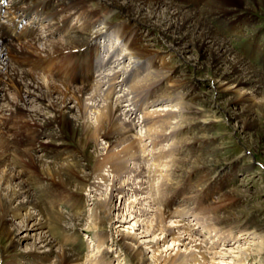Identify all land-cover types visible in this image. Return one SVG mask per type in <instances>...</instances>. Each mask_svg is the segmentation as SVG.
I'll return each mask as SVG.
<instances>
[{"label": "bare ground", "instance_id": "obj_1", "mask_svg": "<svg viewBox=\"0 0 264 264\" xmlns=\"http://www.w3.org/2000/svg\"><path fill=\"white\" fill-rule=\"evenodd\" d=\"M91 1L99 4L97 9H90L86 0H0V101L5 99V105L0 106V184L3 185L0 233L3 239L12 240L13 232L8 226L10 216L20 218L22 227L28 231L39 230L42 245L38 247L44 250L34 254L43 253V257L39 256L41 259L53 254L55 259L51 264H71L77 256L68 249L56 253L55 242L41 235L48 218L38 222L35 217L43 216L46 207L42 209L36 204L30 187L21 180L23 174L18 167L27 170V161L37 165L43 188L56 180L68 186L77 180L81 188L87 186L90 192L97 193L109 185L110 199L119 194L132 207H137L123 220L136 216L141 219L152 211L151 203H147L149 197L143 196L147 193L150 175L145 162L172 157L170 165H176L173 173L185 177L192 173L189 164L206 154L193 153L197 137H190L188 133L197 128L209 129L202 126L206 124L201 121V113L207 110L204 106L210 101L204 94L183 91L191 84V78L183 80L177 76L178 85H169L168 69L165 70L168 61L163 53L176 51L183 56L189 53L187 60L213 75L218 87L221 86L218 99L224 95L223 91L241 87L256 94L264 93V73L237 53L229 41L234 32L250 30L256 23L250 13H263L264 0ZM114 16L116 21L111 22ZM23 23L22 30H17L19 34L13 36L17 26ZM157 41L161 42L160 49L156 47ZM164 41L168 44L164 45ZM56 80L62 82L64 88L58 86ZM157 84L158 89L166 88L170 96L154 98L157 90H151V86ZM226 85L228 89L223 87ZM144 92L145 96L139 98ZM242 100L230 98L227 106L238 109ZM5 109L9 115L4 114ZM233 117L240 133L251 129L252 125L239 112ZM23 124L32 126L35 131L31 141L28 135V143H22L17 137ZM93 133H97L100 144L107 143L106 152L96 156L94 167L80 161V165L88 166L89 170L79 172L69 163L56 162L55 159L76 158L57 146L59 141L64 143L71 136L85 142L87 150L96 147L97 140L91 137ZM40 137L49 138L50 146L40 142ZM203 137L200 147L211 142L208 135ZM43 156L53 160L45 161ZM212 162L213 159H208L202 164L213 165ZM103 170L109 174H103ZM76 171L83 173V177L79 178ZM52 186L49 190H57ZM77 197H73L71 203H74L70 206L74 213L67 216L72 219V226L86 218L77 210L80 203ZM124 199L121 207L115 206L116 210L123 205L129 210ZM99 204L103 205V201ZM163 213L161 217H174V213ZM92 216L95 222L103 224L102 216L94 212ZM195 219L203 235L204 221L198 220V215ZM214 220L212 225H218L220 230L225 228L223 220ZM232 220L234 217L229 219ZM137 222L136 225H140L139 220ZM174 226L180 227L172 225L166 230V236L179 234ZM233 235L232 229L230 238ZM189 236L192 238L184 243L186 248L198 239ZM185 239L184 233L178 236V241ZM36 260V264H42Z\"/></svg>", "mask_w": 264, "mask_h": 264}, {"label": "rangeland", "instance_id": "obj_2", "mask_svg": "<svg viewBox=\"0 0 264 264\" xmlns=\"http://www.w3.org/2000/svg\"><path fill=\"white\" fill-rule=\"evenodd\" d=\"M91 2L86 0L89 8L97 9L96 6L99 4L95 5V2H92L93 5ZM250 14L257 24L250 26V30L243 29L241 33L237 30L238 32L229 36L231 38L229 41L237 53L243 55L248 62L258 68L257 70L264 73V12ZM100 15L104 17V13ZM115 18L114 16L110 21H116ZM23 27L24 23L19 24L13 36L19 34ZM141 34H144V31ZM157 43L156 47L160 49L161 42L157 41ZM167 44L164 41V45ZM163 55L168 61L165 70L168 69L167 79L170 86L178 85L177 76L183 80L185 77L191 78L193 83L187 84L183 91L196 92L191 93L193 95L204 94L206 100L210 101L209 105L204 106L207 110L201 113L203 114L201 121L206 124L202 126L209 129L197 128L188 133L190 137H197L194 140L196 146L193 153L195 155L202 154V151L206 153L202 160L190 163L192 173L185 177L173 173L176 165L172 163L170 165L169 159L172 157L164 158L159 162L153 159L149 163L145 162L147 173L150 175L146 183L148 194L144 193L143 196L149 197L147 203H151L152 211L141 219L136 216L128 217L125 221L123 219L137 207H132L129 201L119 194L117 196L115 194V197L110 199L112 190L109 185L104 186L101 192L93 193L87 186L81 188L82 185L77 180L70 186L56 180L52 185L58 191L52 192L49 190L52 185L42 187L40 168L27 161V170L18 167V171L23 174L22 182L33 192L36 204L42 209L46 207L43 216L35 217L38 218V222L48 218V225L41 231V235L55 242L56 253L71 250L77 256L71 264H264V93L256 94L247 87H241L233 91H223L224 95L218 99L221 95V86L218 87L215 79L212 78L213 75L199 70L194 63L187 60L189 53L183 56L176 51L175 53L165 51ZM56 84L64 88L59 80H56ZM151 87V90H157L158 95H154V98H166L171 94L166 93L164 87L158 89L159 84ZM223 87L228 89L229 86ZM8 91L13 92L10 87ZM1 94L4 97L6 91ZM144 96L145 92L139 98ZM230 98H241L243 103L241 102L238 109H231L227 106ZM2 105H5V99L0 101V106ZM3 112L9 115L6 109ZM235 112H239L244 120L252 125L245 134L239 132L240 129L233 117ZM23 125L19 128L17 137L22 143L23 141L28 143L35 131H32L34 130L32 126ZM155 134L159 133L155 132ZM204 135L211 137V142L206 147L202 144L200 147L199 143L204 139ZM91 137L97 140V144L96 147L87 150L84 149L85 142L72 139L71 136L64 143L59 141L57 146L63 147L67 155H74L76 158L55 159L56 162L69 163L77 171L87 172L88 166L96 165V156L106 152L104 146L107 145L106 141H103V145L98 142L97 133H93ZM39 139L43 144L50 146L49 138ZM170 141H164V144ZM156 150L160 151L159 148ZM43 159L53 160L48 156H43ZM208 159H213V165L202 164ZM80 161L88 166L80 165ZM200 166L202 168L198 170ZM77 171L76 175L82 178L83 173ZM108 172L103 170V174H109ZM122 182L126 185V178H123ZM2 188L1 183L0 202ZM74 196L80 198L77 210L84 213L86 218L72 226L73 221L67 216L70 217L74 213L70 207L74 203H71ZM123 199L129 210L123 207L124 205L116 210L115 206L121 207ZM99 201H103V205H98ZM48 204L51 207L48 208ZM147 206L148 204L145 205ZM102 207L105 211H102ZM31 210L35 211V209ZM164 211L166 215L174 213V217H161ZM92 212L103 217V224L95 222ZM51 214L54 216L51 217ZM12 215L8 223L13 232L12 240L3 239L0 233V264H36V259L42 264H51L55 259L53 254L45 259L39 258V256L43 257V253L40 252L44 250L40 248L42 243L39 230L28 231L22 227L20 218H13ZM197 215L198 220L204 221L203 235H200L202 232L199 233L197 228L199 227L195 219ZM233 217L234 220L229 221ZM214 218L223 220L226 223L225 228L220 230L218 225H212ZM138 220L140 225H136ZM172 225L180 226L173 227L179 234L175 232L166 236V230ZM232 229L237 236L233 235L230 238ZM240 229L245 230L240 231ZM27 233L31 235L25 236ZM183 233L187 239L178 241V236H183ZM190 234L198 239L190 242L186 248L184 243L192 238ZM35 251L40 252L36 255Z\"/></svg>", "mask_w": 264, "mask_h": 264}]
</instances>
